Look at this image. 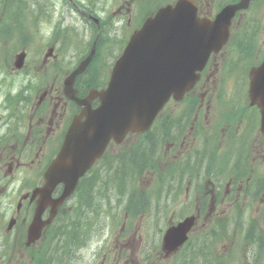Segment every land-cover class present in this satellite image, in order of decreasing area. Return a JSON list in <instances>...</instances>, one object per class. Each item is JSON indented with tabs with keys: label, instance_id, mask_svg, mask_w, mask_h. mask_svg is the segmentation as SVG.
<instances>
[{
	"label": "rangeland",
	"instance_id": "rangeland-1",
	"mask_svg": "<svg viewBox=\"0 0 264 264\" xmlns=\"http://www.w3.org/2000/svg\"><path fill=\"white\" fill-rule=\"evenodd\" d=\"M167 1L172 0H72V3L66 0H0V101L8 91L12 94L27 91L25 97L29 100L27 103H31L37 91L49 79L53 81V78H49L42 82L44 73L50 75V71H58L59 75L64 76L76 68L87 55L98 29L83 12H91L103 23L105 38L99 70L103 66L101 70L105 73L113 59L115 62L120 55L119 40H123L128 33V16L119 7L131 4V25H138L142 19L141 12H145V17L150 16ZM230 1L205 0L204 14L214 15L216 4L220 2L225 5ZM23 9L29 12L26 18L21 16ZM245 38L256 41L255 55L251 53L247 61L243 59L245 54L239 52L238 46ZM52 44H56L54 54L59 56L45 62L44 56ZM251 46L252 43L249 52ZM234 48L236 51L232 54ZM23 49L27 52L26 67L25 71H18L14 67L15 56ZM262 50L264 0L242 15L231 44L217 55L218 72L209 86H214L215 93L220 89L226 90V99L235 101L234 92L245 85L244 76L252 66L259 65L264 59ZM243 60L245 63H241ZM93 73L91 69L85 77L90 84L93 83ZM42 93L39 92V95ZM10 102L15 106L14 100ZM216 103L221 111V105ZM248 120H251V115ZM247 125L252 127L250 123ZM236 128L237 125L234 131ZM242 129L249 130V127L243 126ZM155 132L156 135L149 133L145 140L132 135L124 143L113 146L97 164L96 170L86 177L85 184L88 186L85 188L83 185L78 189L77 194L65 204L63 213L50 228L45 229L42 239L27 246L29 235L25 231L16 246L19 253L12 257L10 264H32L34 260L36 264H179L191 259H195L197 264H264V253L258 256L259 245L264 246V236L261 234H264V194L253 199L252 195H246L243 191L233 203L225 197L231 178L237 190L239 187L244 190L248 188L253 194L264 191L261 186L264 185V138L259 126L253 130L251 138L244 135L231 138L230 145L234 142L226 150L220 149V139L214 141L216 149L207 146L208 139L196 142L189 165L197 164L199 170L189 178L184 177L182 172L168 176L169 165L164 161L168 145L160 142L161 133L164 132L161 123ZM152 138L157 140V146L150 145ZM190 138L188 136L186 142H191ZM131 149H134L133 154H143L134 158L131 155L122 157L125 153L130 154ZM137 156L145 158L138 163L139 168L137 164L138 177L131 175L134 163L139 160ZM32 159L37 163L35 157ZM206 165L212 168L209 175ZM187 174L190 175L191 170ZM161 177L163 183H159ZM208 179L212 183L214 181L216 192L213 194L210 193L213 185L205 186ZM11 181L4 197L7 202H16L18 197L15 193L21 183L31 184V171L19 170ZM213 195H216V199L212 202ZM198 200L203 203L204 209L189 242L172 255L166 254L163 250L165 230L170 223L195 215ZM86 219H90L92 229L85 244L67 247L62 237L55 236L58 230L69 229L73 223L77 226V222H84V226ZM4 223L2 219L1 226ZM250 236L253 238L248 239ZM45 246L47 250H43ZM51 248L58 253L55 255H60L61 263L51 253ZM38 252L39 256L34 257ZM51 254L53 259L48 257ZM8 260L7 257L6 264Z\"/></svg>",
	"mask_w": 264,
	"mask_h": 264
},
{
	"label": "water",
	"instance_id": "water-1",
	"mask_svg": "<svg viewBox=\"0 0 264 264\" xmlns=\"http://www.w3.org/2000/svg\"><path fill=\"white\" fill-rule=\"evenodd\" d=\"M252 1L241 0L226 7L213 22L198 18L193 1L179 0L175 6L159 10L132 35L114 66L108 89L92 95L100 98L101 106L86 114L85 121L73 122L62 150L45 174L46 183L40 190L41 200L30 226L28 245L40 238L44 224H50L55 210L73 193L79 179L103 154L111 139L121 143L131 131H147L172 95L180 101L194 88L210 54L219 52L227 42L233 17L249 8ZM95 46L66 80V89L73 95L76 77L87 70L95 55ZM25 57V53L17 56L16 68H22ZM249 97L251 104L261 111L264 134V61L250 71ZM60 183L65 185L63 194L52 201L50 195ZM50 204L51 217L43 222L42 211ZM194 224L193 217L187 218L166 232L167 254L184 245Z\"/></svg>",
	"mask_w": 264,
	"mask_h": 264
},
{
	"label": "flooded vegetation",
	"instance_id": "flooded-vegetation-1",
	"mask_svg": "<svg viewBox=\"0 0 264 264\" xmlns=\"http://www.w3.org/2000/svg\"><path fill=\"white\" fill-rule=\"evenodd\" d=\"M195 1L198 4L200 15L205 16V0ZM242 15H239L233 22L229 44H231L234 32L240 25ZM130 23L131 20L128 24ZM244 44L245 40L239 42V52L246 55L242 48ZM54 46L56 44H52L51 49L54 50ZM235 51L234 48L231 53L235 54ZM58 56V54L52 53L51 56H45L44 61L47 62L51 57L56 59ZM217 58V55L211 56L202 72L201 82L195 89L179 103L172 100L165 113H162L161 121L155 122L153 130H158L159 123H161V129L164 130L161 133V140L168 145L166 155H174L177 152L182 156L192 155L195 151V143L201 140L205 142L206 139H208L206 141L207 146L215 149L214 141L220 139V149L226 150L230 148L229 141L231 138H240L243 135L251 138L253 130L257 129L258 121H260L259 111L249 105L248 75L247 77L244 76L245 85L238 87V90L234 92L235 101L226 99L224 95L226 90L220 89L215 93L214 86H209L218 72ZM100 63L101 60L93 66V83L90 84L85 79L88 73L85 77L77 79L76 96L79 101L85 100L82 105L79 101L72 99L70 93L66 92L65 80L71 72L61 76L58 71H50V75H46V73L42 75V79L44 78L42 82L49 78H53V81L50 82L49 79L37 91L38 94L34 96L33 102L27 103L29 102L25 97L27 91L13 94L8 91L0 101V223L2 219L5 220L3 226L0 224V237H2L0 259H4L3 262L0 261L1 264L7 263V257L9 258L8 264H10L12 257L19 253L16 249L17 243L25 231L28 233L37 210L38 201L41 198L40 194L34 196V193L45 185L46 170L59 153L72 122L82 117L86 111L95 110L99 107L98 98L91 101L86 99L91 91H102L109 82L112 69H108L104 73L101 70L103 66L99 70ZM58 77L59 80L56 79ZM42 91L43 93L39 95V92ZM13 100L15 106L10 102ZM216 102L221 105V111ZM171 107L172 110H170ZM249 115H251L250 121L248 120ZM82 120L85 118L83 117ZM248 123L252 127L247 125ZM236 125L237 128L234 131ZM243 126L244 128L249 127V130L242 129ZM188 136L191 137L189 139L191 142H186ZM209 150L213 152L212 149ZM32 157L38 160L37 163ZM206 166L209 168L208 165ZM19 170L31 171V184L21 183L15 193V196L18 197L16 202L14 200L7 202L4 195L7 193L8 185L12 183L14 174ZM209 182L211 180L206 184L208 185ZM247 182L249 183V180ZM213 186L215 190V185ZM241 189L242 187H239V190L235 189L231 178L227 185L225 197H228L231 202H235ZM62 191L63 187L58 185L51 194V198L53 200L58 199L62 195ZM213 192L211 193L213 194ZM215 199L216 195H213L212 202ZM64 204L59 208V214L63 211ZM50 212H52V207L49 205L43 213V220L50 216ZM7 219H9L8 222Z\"/></svg>",
	"mask_w": 264,
	"mask_h": 264
},
{
	"label": "trees",
	"instance_id": "trees-1",
	"mask_svg": "<svg viewBox=\"0 0 264 264\" xmlns=\"http://www.w3.org/2000/svg\"><path fill=\"white\" fill-rule=\"evenodd\" d=\"M103 39L101 38L99 40V42H101ZM135 164V163H134ZM136 174V172H135ZM131 175H133V171L131 173ZM137 176V174H136ZM131 201H132V197H131ZM128 210V209H127ZM257 224V223H256ZM253 226H256L255 224ZM61 232L62 234V239L64 240V246H75L78 247V245L80 246V244H85L87 241V237L89 236L91 229H84L82 226V223L78 224L77 222V226L75 225V223H73V226H71L69 229H63L61 231H57V234H59ZM261 234L264 236V234L261 232ZM253 237H248V239H252ZM86 239V240H85ZM85 240V241H84ZM259 255L258 256H262V254L264 253V246L261 244L259 245ZM56 260L59 261V263H61L60 258H56ZM58 263V262H56ZM179 264H197V261H195V259H191L190 261H180Z\"/></svg>",
	"mask_w": 264,
	"mask_h": 264
},
{
	"label": "bare ground",
	"instance_id": "bare-ground-1",
	"mask_svg": "<svg viewBox=\"0 0 264 264\" xmlns=\"http://www.w3.org/2000/svg\"><path fill=\"white\" fill-rule=\"evenodd\" d=\"M28 14H29V12H28V11H24V9L21 11V16H22V17H25V18H26V17L28 16ZM77 32H78L79 35L82 34V32H81L79 29L77 30ZM69 36H70V37H73L72 34H69ZM90 47H91V46H90ZM87 49H89V47H88ZM190 164H191V163H190ZM193 166H194V164H192V166H190L189 164H186V165L184 166V170H185V172L189 171ZM134 176H135V174H134ZM62 204H63V202H62L60 205H62ZM60 205H59V206H60ZM59 206H58V207H59ZM57 209H58V208H57ZM45 210H46V209H44V210L42 211L41 219H43V213L45 212ZM55 213H56L55 216H60V214H59V212H58L57 210H55ZM55 216H54V217H55ZM49 219H50V216H49L45 221L48 222ZM86 220H87V221H86ZM86 220H85V224H84L85 227L82 225L83 228H84V229H92V226H91L92 223H91V221H89L90 219H86ZM86 222H88L89 224H87ZM50 223H53V220H52ZM83 223H84V222H83ZM83 223H82V224H83ZM80 224H81V222H80ZM45 225H47V224H44V226H45ZM86 227H88V228H86Z\"/></svg>",
	"mask_w": 264,
	"mask_h": 264
}]
</instances>
